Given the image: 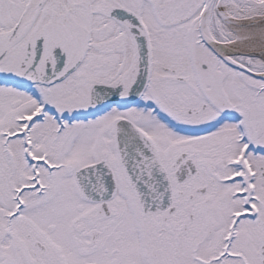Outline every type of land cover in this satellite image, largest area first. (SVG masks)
I'll return each mask as SVG.
<instances>
[{"label":"snow or ice","instance_id":"6c2138e0","mask_svg":"<svg viewBox=\"0 0 264 264\" xmlns=\"http://www.w3.org/2000/svg\"><path fill=\"white\" fill-rule=\"evenodd\" d=\"M0 264H264V0H0Z\"/></svg>","mask_w":264,"mask_h":264}]
</instances>
